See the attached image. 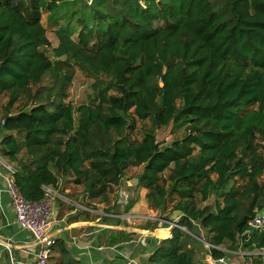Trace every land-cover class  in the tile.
Masks as SVG:
<instances>
[{"label":"trees","instance_id":"1","mask_svg":"<svg viewBox=\"0 0 264 264\" xmlns=\"http://www.w3.org/2000/svg\"><path fill=\"white\" fill-rule=\"evenodd\" d=\"M88 1L0 0V96L9 93L0 154L17 164L19 190L38 201L44 186L70 178L90 201L106 202L129 168L143 166L137 186L149 206L165 213L173 202L180 217L141 264H209L197 259L202 239L215 260L229 258L226 249H263L264 226L252 222L264 210V0ZM73 62L96 76L91 104L43 102L44 76L68 84L72 73L63 70ZM23 92L30 105L12 111ZM146 119L185 135L164 146L155 129L132 138ZM211 196L215 207L201 206ZM105 232L98 240L106 246L136 235ZM246 256L260 263L264 255ZM48 264L88 263L60 238Z\"/></svg>","mask_w":264,"mask_h":264},{"label":"rangeland","instance_id":"2","mask_svg":"<svg viewBox=\"0 0 264 264\" xmlns=\"http://www.w3.org/2000/svg\"><path fill=\"white\" fill-rule=\"evenodd\" d=\"M48 11L44 10L42 16V22L47 27L48 36L52 42V46H56L59 42L58 37L56 35V27L50 25L48 22ZM51 50V49H50ZM63 71H67L72 73L71 82L66 84L64 83L63 76L55 77L51 74H46L40 83L42 93H43V102L51 105V102H59L63 100L64 102H70L75 107H78L83 104H91L92 100L95 97V92L93 89V82L96 80V76L88 70L86 67L77 64L75 62L72 63L71 67L64 66ZM63 74V72H62ZM54 86V87H53ZM64 86L62 89L61 87ZM53 87V88H52ZM35 84H31L29 89L35 90ZM32 94V92H31ZM21 99L16 103L15 107L12 111H18L19 109L25 107L26 105H30L31 97L28 92H23L20 94ZM9 93H5L0 96V121L5 114V106L8 102ZM147 129H155L157 140L159 141L161 146L167 145L172 142L174 139H181L185 135L184 128L174 129L173 124L162 127H155L151 119L139 120L137 128L132 131L131 137L134 139H142L143 132ZM25 154V150L23 151ZM1 155V154H0ZM2 156V155H1ZM4 158V157H2ZM4 162L12 163L17 166L15 162L10 161L9 159L4 158ZM143 170V166L131 167L126 171V175L121 180L120 185L114 186L112 190L108 193L107 201H100L99 198L93 199L95 202L93 207L94 210L91 212L95 217H100L101 219H97L94 222H97L100 228H104V230H112L111 227L116 225L115 222L111 220H105V216H112L113 214H120L121 222H125L128 228L134 227L137 230L136 232V240L135 245L142 244L145 238L151 236L155 239L167 238L165 236L169 235L171 232L172 226H177L176 222L180 217V211L172 210L173 202L169 203L167 211L165 213L153 209L149 206L145 194L147 189L144 187L137 186V178L136 176L141 173ZM171 172V169L167 170L164 175L168 176ZM71 177V176H70ZM264 180V175L260 178V181ZM73 179L68 178L69 183L73 182ZM243 180H239V183H242ZM79 187L84 192L85 185L80 184ZM136 198V203L132 207L129 212L125 211V206L133 199ZM200 204V202H199ZM206 204H210L215 207V197L211 196L207 202L201 203V206ZM92 207V208H93ZM92 211V210H91ZM109 211V212H108ZM114 212V213H111ZM100 215V216H99ZM168 216L170 219H163L159 216ZM258 216L264 218V210L258 212ZM113 217V216H112ZM160 218V219H157ZM103 220V221H102ZM159 220L160 223L157 228L154 229H146L144 228L147 223ZM95 226V225H94ZM185 229V228H184ZM202 236L207 235V230H200ZM172 236V233H171ZM203 245H195L197 259H202L209 264H214L215 259L209 254V244L202 239ZM226 246H229L228 244ZM149 248V247H147ZM224 248V247H223ZM143 249V248H142ZM146 249V248H145ZM226 249V248H224ZM231 253L229 258H226L228 262L231 264H250L255 263L256 261L252 257H247L243 248L238 250H230L226 249ZM147 251V249H146ZM145 253H141L137 256V260L134 264H141L142 260L147 258ZM56 251H54L53 255L56 258ZM112 256V254H110ZM146 256V257H145Z\"/></svg>","mask_w":264,"mask_h":264},{"label":"crops","instance_id":"3","mask_svg":"<svg viewBox=\"0 0 264 264\" xmlns=\"http://www.w3.org/2000/svg\"><path fill=\"white\" fill-rule=\"evenodd\" d=\"M2 136L0 132V141ZM6 174L4 164L0 163V264H37L39 245L33 240L31 233L21 228L16 221L12 199L6 189ZM67 179H63L58 190L68 201L59 198L53 201L54 229L57 239H63L78 259L88 264H134L136 257L141 253L147 252L145 255H149L150 252L146 249L152 240H156L151 236L137 245L133 244L137 239L136 235L130 241L118 245L100 244L98 239L104 235L105 230L94 221L101 218L93 217L91 212L96 210L89 205L90 200L86 198L79 185L69 183ZM112 216L121 218L118 213ZM111 221L116 223L111 227L112 230L136 233L137 229L128 228L125 222ZM108 232L106 230L105 234ZM169 234L171 236V232Z\"/></svg>","mask_w":264,"mask_h":264},{"label":"built area","instance_id":"4","mask_svg":"<svg viewBox=\"0 0 264 264\" xmlns=\"http://www.w3.org/2000/svg\"><path fill=\"white\" fill-rule=\"evenodd\" d=\"M88 2L91 3L92 0ZM3 160L0 155V163H3L7 170L5 176L6 189L12 199L16 221L21 228L31 233L33 240L39 245L37 264H48L51 249L57 240L54 229L53 201L55 198L66 201L67 197L54 186L47 185L44 186L45 194L43 199L38 201L27 199L16 185L15 173L17 169L11 163ZM60 182H62V179ZM176 225L179 226L178 224ZM252 225L254 227L264 226V218L257 216ZM244 254L264 255V248L254 252H244ZM221 261L231 264L225 257L215 260L214 264H219ZM250 264H264V256L261 257L260 263L253 262Z\"/></svg>","mask_w":264,"mask_h":264},{"label":"water","instance_id":"5","mask_svg":"<svg viewBox=\"0 0 264 264\" xmlns=\"http://www.w3.org/2000/svg\"><path fill=\"white\" fill-rule=\"evenodd\" d=\"M112 162H113V164H114V166H115L117 172L120 174L121 171H120L119 166H118V165L116 164V162H115L114 156L112 157ZM157 219H160V218L157 217ZM219 264H229V263L221 261Z\"/></svg>","mask_w":264,"mask_h":264}]
</instances>
